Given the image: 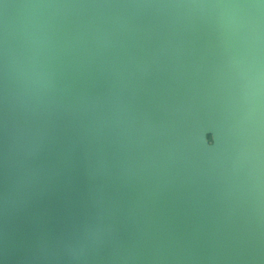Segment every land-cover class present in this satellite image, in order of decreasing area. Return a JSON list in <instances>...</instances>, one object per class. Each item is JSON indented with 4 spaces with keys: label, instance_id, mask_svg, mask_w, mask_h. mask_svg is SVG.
Masks as SVG:
<instances>
[{
    "label": "water",
    "instance_id": "1",
    "mask_svg": "<svg viewBox=\"0 0 264 264\" xmlns=\"http://www.w3.org/2000/svg\"><path fill=\"white\" fill-rule=\"evenodd\" d=\"M257 0H4L0 264H264Z\"/></svg>",
    "mask_w": 264,
    "mask_h": 264
},
{
    "label": "snow or ice",
    "instance_id": "2",
    "mask_svg": "<svg viewBox=\"0 0 264 264\" xmlns=\"http://www.w3.org/2000/svg\"><path fill=\"white\" fill-rule=\"evenodd\" d=\"M0 5H3V7H8L7 4L4 3V0H0ZM209 6H213V7H229V6H233V7H241V6H248V7H260V8H264V0H257L256 3L254 4H250V5H226V4H215V5H209Z\"/></svg>",
    "mask_w": 264,
    "mask_h": 264
}]
</instances>
